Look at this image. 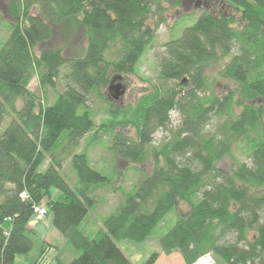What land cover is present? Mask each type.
Listing matches in <instances>:
<instances>
[{
  "label": "trees",
  "instance_id": "16d2710c",
  "mask_svg": "<svg viewBox=\"0 0 264 264\" xmlns=\"http://www.w3.org/2000/svg\"><path fill=\"white\" fill-rule=\"evenodd\" d=\"M5 1L0 123L8 121L0 130V264H15L17 255L33 248L38 236L26 225L36 206H44L53 227L80 251L69 264H131L115 240L145 242L182 202L187 209L157 240L164 255L176 252L183 264L207 253L216 264H264V0H193L202 5L199 15L162 45L158 62L161 78L174 86L143 95L134 108L97 128L87 105L90 93L134 73L166 20L169 0ZM77 17L85 33L77 55L64 58L55 48L37 54L53 26ZM217 63L220 77L233 82V91L222 96L208 93L213 86L208 70ZM34 76L43 87L61 79L64 88L44 104L28 88ZM174 109L180 121L156 146L153 135L169 127ZM212 114L224 120L208 135ZM98 129L111 131L112 156L141 164L149 160L152 166L122 193L104 219L105 230L90 238L80 225L94 191L110 179L76 149ZM238 144L248 158L219 168ZM66 158L78 180L74 188L59 171ZM51 187L62 196L52 198ZM158 257L153 252L144 264ZM57 264H63L58 256Z\"/></svg>",
  "mask_w": 264,
  "mask_h": 264
},
{
  "label": "rangeland",
  "instance_id": "374dc122",
  "mask_svg": "<svg viewBox=\"0 0 264 264\" xmlns=\"http://www.w3.org/2000/svg\"><path fill=\"white\" fill-rule=\"evenodd\" d=\"M5 0H0V14L7 18L3 12ZM212 2V1H211ZM210 7V2H207ZM166 5V20L156 28L155 39L151 46L144 52L138 60L134 73L127 76L115 77L108 86L120 84L119 91L122 94L113 99L111 94L114 88L100 90V95L91 92L87 102L88 109L91 110L94 117L95 128L102 123H107L110 119L120 117L124 111L134 108L143 95H153L155 92H162L165 89L174 86L172 80H165L159 74L158 62L163 55V44L169 39L180 34L182 29L194 22L200 13L201 4L197 5L193 0H169ZM36 13L35 9L31 10ZM79 18L74 20L65 19L59 26L52 27V37L47 42L37 46V54L43 49H59L64 58L77 55L85 46L84 28L79 24ZM8 29L5 25L0 26V43L5 39ZM221 63L212 65L208 70L209 79L212 81V89L208 93L214 92L218 96L226 95L233 91V82L220 77L219 71ZM113 78V77H112ZM28 88L43 99L44 104H50L57 92L62 91L63 81L55 80V86L43 87L40 85L37 76H34L29 82ZM106 95V96H105ZM112 102V107L108 105L106 98ZM21 101L18 100V105ZM224 115L212 114L205 131L208 135L213 133L217 126L224 120ZM8 118L0 123L2 130ZM170 125L168 128H160L153 135V142L156 146L167 141L170 136L169 129H175L180 121V115L177 110L170 112ZM94 128V129H95ZM107 129V128H104ZM95 131L98 133L95 134ZM88 133L80 143L76 152L87 154L90 164L105 174L110 179V185L99 187L94 191V203L88 207V213L82 221L80 228L84 234L90 238L96 236L99 230H105L104 219L110 213L114 212L122 201V193L132 190L141 174L151 169L152 163L148 160L144 163H132L120 157H114L108 150L111 144V131L95 130ZM127 133L134 135V129L128 127ZM247 152L242 145L234 146L232 154L225 157L218 167L229 169L237 161L246 160ZM48 166L45 161L39 168L44 172ZM66 183L74 188L78 185V180L71 166L70 158H66L62 168L59 170ZM52 198L61 197L62 193L55 187L50 188ZM187 209L185 203H180L178 209L172 210L160 221L153 234L143 243H135L126 239L115 240L116 245L130 261L131 264H144L153 252H157L159 257L154 264H183L178 253L164 255L158 245V238L165 233L168 228L175 222L177 214L183 213ZM27 228L31 229L38 239L34 240L33 248L30 252L15 257V264H57V256L63 264H69L72 259L76 258L80 251L75 249L68 240L56 230L50 216H43L38 219L34 214L27 222ZM5 230L10 227V222L6 220L3 223ZM212 256V255H211ZM213 258V257H212ZM213 262L216 263L215 259Z\"/></svg>",
  "mask_w": 264,
  "mask_h": 264
},
{
  "label": "built area",
  "instance_id": "2783aa9c",
  "mask_svg": "<svg viewBox=\"0 0 264 264\" xmlns=\"http://www.w3.org/2000/svg\"><path fill=\"white\" fill-rule=\"evenodd\" d=\"M45 208L43 205H39L35 207L34 214H36L38 219H41L43 216H45ZM211 254L207 253L201 257H199L194 263L192 264H216L212 260Z\"/></svg>",
  "mask_w": 264,
  "mask_h": 264
},
{
  "label": "water",
  "instance_id": "95a60500",
  "mask_svg": "<svg viewBox=\"0 0 264 264\" xmlns=\"http://www.w3.org/2000/svg\"><path fill=\"white\" fill-rule=\"evenodd\" d=\"M113 82V81H112ZM111 82V83H112ZM114 88V93H112L111 94V97L113 98V99H117L121 94H122V91H119V89H120V84L118 83V84H116L115 86H108V90H111V89H113Z\"/></svg>",
  "mask_w": 264,
  "mask_h": 264
}]
</instances>
